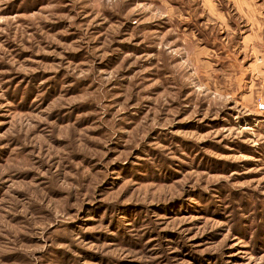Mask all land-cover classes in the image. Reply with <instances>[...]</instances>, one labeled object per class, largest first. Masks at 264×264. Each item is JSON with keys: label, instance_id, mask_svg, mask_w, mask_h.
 Instances as JSON below:
<instances>
[{"label": "rangeland", "instance_id": "rangeland-1", "mask_svg": "<svg viewBox=\"0 0 264 264\" xmlns=\"http://www.w3.org/2000/svg\"><path fill=\"white\" fill-rule=\"evenodd\" d=\"M233 10L0 0V264H264V63Z\"/></svg>", "mask_w": 264, "mask_h": 264}, {"label": "crops", "instance_id": "crops-1", "mask_svg": "<svg viewBox=\"0 0 264 264\" xmlns=\"http://www.w3.org/2000/svg\"><path fill=\"white\" fill-rule=\"evenodd\" d=\"M230 3L233 4L234 10L229 20L235 17L241 20L240 22H245L246 30L240 40L242 47L251 50L250 57L254 65L256 62L264 63V0L261 5H255L254 0H230ZM209 8L212 15L217 11L213 6ZM238 31L240 30L235 28L234 32Z\"/></svg>", "mask_w": 264, "mask_h": 264}, {"label": "built area", "instance_id": "built-area-1", "mask_svg": "<svg viewBox=\"0 0 264 264\" xmlns=\"http://www.w3.org/2000/svg\"><path fill=\"white\" fill-rule=\"evenodd\" d=\"M256 110H257L258 114L264 116V103L258 102L256 104Z\"/></svg>", "mask_w": 264, "mask_h": 264}]
</instances>
